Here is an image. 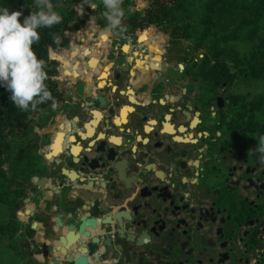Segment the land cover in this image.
<instances>
[{
	"label": "flooded vegetation",
	"instance_id": "af4514ba",
	"mask_svg": "<svg viewBox=\"0 0 264 264\" xmlns=\"http://www.w3.org/2000/svg\"><path fill=\"white\" fill-rule=\"evenodd\" d=\"M105 33L91 83L78 71L66 94L47 160L65 145L66 167L99 169V235L75 224L68 234L77 264H264V164L229 105L231 84L198 75L203 56L187 44L176 56L173 39L140 33L142 51L165 55L126 44L124 58ZM64 174L72 184L75 172Z\"/></svg>",
	"mask_w": 264,
	"mask_h": 264
},
{
	"label": "trees",
	"instance_id": "16d2710c",
	"mask_svg": "<svg viewBox=\"0 0 264 264\" xmlns=\"http://www.w3.org/2000/svg\"><path fill=\"white\" fill-rule=\"evenodd\" d=\"M88 1L97 3L103 9L102 0ZM51 2L62 16V22L51 28L39 29L40 41L33 47L38 57L46 62L49 78L45 83L57 107L53 109L52 102L48 101L38 105L34 112L22 111L11 101V93L6 86L0 84V203L6 206L8 212L7 221L0 220V241L6 243L11 260L23 264H42L30 255L40 247L37 243L31 241L32 247L24 249L17 215L21 217L19 210L24 206L28 190L36 187L30 179L34 167L41 170L47 165L50 151L60 134L63 113L47 122L44 129L48 144L40 151L29 141L31 135L36 136L32 134L33 127L48 113L64 107L67 92L74 89L77 72L91 67L99 57V49L88 50L80 46L70 47L64 56L56 53L55 57L65 64L60 74L65 88H60L56 77L59 67L55 65L51 51L65 49L71 44V37L64 29L72 28L73 18L77 21L84 19L77 13V4L86 0ZM123 4L125 32L131 35L133 32H150L165 40L168 34L154 28L163 27L173 34L176 56H187L186 42L181 37L185 32L193 42L192 48L196 49L194 56H203L196 62L194 71L213 85L219 80L230 83L229 105L238 115L237 121L245 122L249 138L258 139L264 135V0H124ZM2 7L22 11L21 22L32 10H36L34 0H0ZM103 20V23L85 30L84 41H95L99 47L102 35L106 34V21ZM52 34L60 37L58 43L53 41ZM76 56L87 57V63L76 62ZM253 144L257 145L258 141L249 142L250 146ZM42 180H38L39 184ZM52 198L46 205L55 200L54 196ZM40 218L37 217V220L41 221ZM34 232L32 228L28 229L29 238Z\"/></svg>",
	"mask_w": 264,
	"mask_h": 264
},
{
	"label": "clouds",
	"instance_id": "9594fccd",
	"mask_svg": "<svg viewBox=\"0 0 264 264\" xmlns=\"http://www.w3.org/2000/svg\"><path fill=\"white\" fill-rule=\"evenodd\" d=\"M87 2V0H86ZM124 0H102L100 15L106 21L105 32H123L125 16ZM32 10L21 22L22 11L0 8V84L11 93L10 99L22 111H36L37 106L51 101L55 109L57 102L45 83L48 80L45 60L38 57L33 45L39 43L41 28H51L62 22V16L54 9L51 0H34ZM95 10V4H89ZM54 42L60 37L52 34ZM257 146L250 150L264 164V135L258 137Z\"/></svg>",
	"mask_w": 264,
	"mask_h": 264
},
{
	"label": "crops",
	"instance_id": "0c3cea01",
	"mask_svg": "<svg viewBox=\"0 0 264 264\" xmlns=\"http://www.w3.org/2000/svg\"><path fill=\"white\" fill-rule=\"evenodd\" d=\"M61 173L64 181H55V186H48V190L39 186V189L28 190L27 195L24 197V209L22 208L20 213V225L25 224L24 221H26L28 229L35 230L32 237H26L25 239L40 246L36 250L41 252L40 257H47L48 264H67L69 260H73L74 264H77L76 261L80 256L78 252H74V247L70 249L68 234L71 232V228L74 227L73 224H75V228H81V232L83 231L87 235H99V169L96 171L91 170L86 174L77 172L78 175L75 179L72 177L67 178L71 179L72 184L68 180L66 181L64 171L61 170ZM56 178L54 176L53 181L57 180ZM62 192H66V197L62 196ZM52 196L55 197V200L46 205ZM76 198H80L81 201L77 203ZM57 210H59V213ZM39 216L41 221L37 220ZM50 216L51 218H49ZM91 219L94 224L87 223ZM20 225L19 230L23 231ZM47 229L48 231L51 230V237L47 235ZM23 236L20 235V238L24 240ZM27 246H23L25 250L28 249ZM50 246L53 248L51 249ZM64 247L65 249H63ZM51 250L53 254L50 253ZM44 251L47 254L44 255ZM30 255L40 260V257L32 254V252ZM45 262L41 263L45 264ZM20 264H23V262Z\"/></svg>",
	"mask_w": 264,
	"mask_h": 264
},
{
	"label": "rangeland",
	"instance_id": "374dc122",
	"mask_svg": "<svg viewBox=\"0 0 264 264\" xmlns=\"http://www.w3.org/2000/svg\"><path fill=\"white\" fill-rule=\"evenodd\" d=\"M89 4H95L96 5L95 10L92 9L89 6ZM122 7L124 8V4L122 5ZM102 10L103 9H100L99 6L97 5V3H95V2H91V1L78 2V4H77L78 15L81 14L82 16H84V19L82 21H77L76 18L72 19V28L65 29V32L71 37V44L67 48L62 49V50H55V52L57 54L64 56L66 51H68L70 47H79L80 46V47H86L88 50L99 49L97 42H95V41H90V42L84 41V33H85L86 29H90L93 25H99V24L104 22L102 16L100 15ZM154 27L156 29L164 30L166 33L169 34L168 37L166 38L165 42H167L168 40L172 41V39H173L172 33L168 32L163 27H156V26H154ZM110 36H111V42L112 41L117 42L118 48L115 49V51H117L119 53V56H121V57L125 58L127 55L130 54L129 50H124V47L126 46V44L127 45H133V44L138 45L137 51L139 52V56H143L144 54H146L148 57L156 58L158 56L165 55V51H166L165 47H164V53L163 54H150V53H145L144 51H142L143 48H140V45L138 44L139 42H138V36H137L136 32H133V34L131 35L125 31L120 32L119 30H115V31L110 32ZM181 37L183 38L184 42H186L187 46L193 47L192 46L193 42L190 40L189 36H187V34L185 32L183 34H181ZM159 40H160V38L156 35H154L153 37L151 36L148 39V41H151V42L152 41H159ZM110 46H111V44H110ZM110 46H109V52H110ZM113 55H115V54L113 52H111L110 56H113ZM105 56H108V54L105 53ZM99 57H100V55H99ZM75 59H76V62H81V63H83V62L87 63V60H88L87 57H83V56H76ZM66 60H67V57H65V61ZM54 61H55V65L57 67H59V70L56 74V77L59 80L60 88L63 90L65 87L60 81L61 80L60 74H61V70H63L65 64L63 62H61V60H59L58 58H56ZM156 65H158V64H156ZM86 68H87L86 71H88V72H86L85 75H87V77H89V79L86 78L85 81H82L85 85L91 83V81H92L91 77L93 75V74H90V72H89L90 68L89 67H86ZM95 74H97V73H95ZM85 75L83 74V77ZM85 85H83V86L85 87ZM78 86L79 85H77L75 87V90ZM64 106H65V103H64ZM65 110H66V108L63 107L61 110H58V111L56 110L53 113H48L43 119H39L38 122L33 127L32 134H35L36 136L31 135V140H29V141L32 142L35 146L37 145V148H39L38 151L42 150L48 144V142H47V140H48L47 136L48 135L46 134L45 129H44V127L47 125V122L54 120L58 114H60L61 112H65ZM64 153H65V145L63 146V150L59 151V153H57L55 156H53L50 163H48L43 169L39 170L36 167H34L35 169H33L34 171L31 172L30 179H31V182L36 185V187H35L36 189L39 186L45 190H48V186H55V184H56L55 181H60V182L64 181V177H61L62 176L61 170L64 172H67V173L75 172L76 177H77L78 174L76 172L77 170L75 167H70V168L66 167L65 162L63 161ZM54 176L57 177L56 178L57 180L53 181L52 178ZM81 177H83V176H81ZM43 178H46V180L49 182L45 183V184H39L38 180H41ZM75 178H73V179H75ZM61 194L63 197H66V195H65L66 192H62ZM19 211L21 213L22 209H20ZM57 212L59 213V210H57ZM17 216H18V223L20 225L21 219H20L19 215H17ZM20 216H21V214H20ZM49 218H51V216ZM7 219H8L7 208L4 204L0 203V220L2 222H5V221H7ZM24 223L25 224L20 225V228L21 227L23 228V231H21V229H20V235H22V236L24 235L23 236L24 240L29 242L30 240L28 241L27 239H25L27 237L26 230H28V225H27L26 221H24ZM59 232H61V231H59ZM51 234H52L51 230L48 231V229H47V235L51 237ZM44 235H45V233H44ZM49 239H52V238H49ZM30 243H31V241H30ZM5 244H6L5 242L0 241V264H19L20 261L13 262L11 260V258L9 256L10 253L7 252V250L5 248ZM30 246H31V244H28L27 247L29 248ZM50 247H51V249L53 248L52 246H50ZM63 249H65V247ZM33 252L34 251H32V254H34ZM50 253L53 254L52 250ZM46 254H47V252H46ZM45 264H48V261H46Z\"/></svg>",
	"mask_w": 264,
	"mask_h": 264
},
{
	"label": "water",
	"instance_id": "95a60500",
	"mask_svg": "<svg viewBox=\"0 0 264 264\" xmlns=\"http://www.w3.org/2000/svg\"><path fill=\"white\" fill-rule=\"evenodd\" d=\"M64 31H65V29H64ZM56 52L55 51H51V57L52 58H55L56 59ZM94 168V167H93ZM76 174V173H75ZM88 221V220H87ZM89 222H91V223H93L94 224V221L91 219ZM30 229V228H29ZM27 237H29L28 236V234H27ZM22 242L25 244V245H28V244H31V246H32V242L30 243V242H27V241H25V240H22ZM28 248V247H27ZM30 248V247H29ZM28 248V249H29ZM40 251H34V255H36V256H38V257H40ZM40 261L43 263V262H45V261H47V257H40Z\"/></svg>",
	"mask_w": 264,
	"mask_h": 264
},
{
	"label": "built area",
	"instance_id": "2783aa9c",
	"mask_svg": "<svg viewBox=\"0 0 264 264\" xmlns=\"http://www.w3.org/2000/svg\"><path fill=\"white\" fill-rule=\"evenodd\" d=\"M78 13V12H77ZM80 14V13H79ZM80 16H82L81 14H80Z\"/></svg>",
	"mask_w": 264,
	"mask_h": 264
},
{
	"label": "bare ground",
	"instance_id": "6f19581e",
	"mask_svg": "<svg viewBox=\"0 0 264 264\" xmlns=\"http://www.w3.org/2000/svg\"><path fill=\"white\" fill-rule=\"evenodd\" d=\"M44 183V182H43Z\"/></svg>",
	"mask_w": 264,
	"mask_h": 264
}]
</instances>
